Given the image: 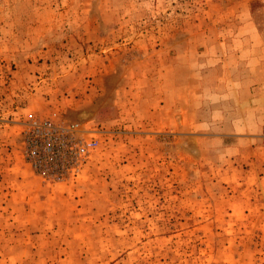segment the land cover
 Instances as JSON below:
<instances>
[{
  "label": "rangeland",
  "instance_id": "rangeland-1",
  "mask_svg": "<svg viewBox=\"0 0 264 264\" xmlns=\"http://www.w3.org/2000/svg\"><path fill=\"white\" fill-rule=\"evenodd\" d=\"M0 264H264V0H0Z\"/></svg>",
  "mask_w": 264,
  "mask_h": 264
},
{
  "label": "built area",
  "instance_id": "built-area-1",
  "mask_svg": "<svg viewBox=\"0 0 264 264\" xmlns=\"http://www.w3.org/2000/svg\"><path fill=\"white\" fill-rule=\"evenodd\" d=\"M44 124V123H43ZM39 126V124H36ZM38 129V128H37ZM33 130L29 133V137L25 141L26 149L25 155L34 171H42L45 159L52 155L55 151V139H52V132H41L39 130ZM40 129V128H39ZM95 145L94 140H89L85 144L78 147L81 152L87 151ZM58 147V145H56Z\"/></svg>",
  "mask_w": 264,
  "mask_h": 264
}]
</instances>
